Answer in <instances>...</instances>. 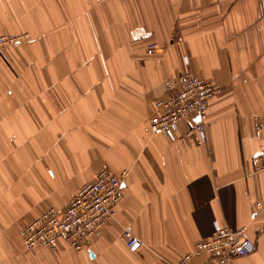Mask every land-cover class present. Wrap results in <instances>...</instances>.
Returning <instances> with one entry per match:
<instances>
[{"label": "crops", "instance_id": "crops-1", "mask_svg": "<svg viewBox=\"0 0 264 264\" xmlns=\"http://www.w3.org/2000/svg\"><path fill=\"white\" fill-rule=\"evenodd\" d=\"M0 12V35L29 36L0 51V264H176L217 226L256 244L235 264H264V0H0ZM186 70L223 86L206 142L149 128ZM104 167L126 180L103 233L83 250H26L21 230Z\"/></svg>", "mask_w": 264, "mask_h": 264}, {"label": "built area", "instance_id": "built-area-1", "mask_svg": "<svg viewBox=\"0 0 264 264\" xmlns=\"http://www.w3.org/2000/svg\"><path fill=\"white\" fill-rule=\"evenodd\" d=\"M28 37V34H1L0 51ZM148 48L155 50L157 43L149 44ZM165 86L168 96L156 100V114L149 121L152 134L164 135L173 141L196 136L206 142L209 102L222 94L223 86L201 78L191 70L167 80ZM185 120L191 121V125L179 136L177 129ZM258 129L264 130L263 122L259 123ZM254 169L257 172L264 170V150L257 156ZM125 174L102 168L93 181L80 187L64 209L50 207L21 230L24 248L57 249L61 241L75 250L88 247L115 219L124 196ZM261 206L262 203L257 202V207ZM125 236L129 250L137 251L143 245L133 233L126 231ZM255 248V242L244 228L217 226L211 237L198 242L193 252L182 256L176 264H189L193 256L204 252L216 256L217 264H235L236 258L248 256Z\"/></svg>", "mask_w": 264, "mask_h": 264}, {"label": "rangeland", "instance_id": "rangeland-1", "mask_svg": "<svg viewBox=\"0 0 264 264\" xmlns=\"http://www.w3.org/2000/svg\"><path fill=\"white\" fill-rule=\"evenodd\" d=\"M2 14H3V12H0V17H1ZM13 34H17V33H13Z\"/></svg>", "mask_w": 264, "mask_h": 264}]
</instances>
